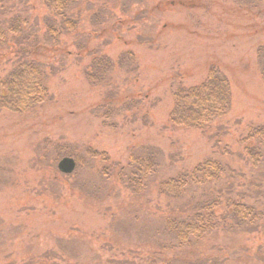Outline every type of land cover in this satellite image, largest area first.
Masks as SVG:
<instances>
[{"label":"rangeland","instance_id":"obj_1","mask_svg":"<svg viewBox=\"0 0 264 264\" xmlns=\"http://www.w3.org/2000/svg\"><path fill=\"white\" fill-rule=\"evenodd\" d=\"M72 11L69 32L41 0L0 4L5 28L26 19L0 46V76L34 58L50 93L0 111V264H264V142L248 138L264 126V0H79ZM101 57L110 67L96 72ZM211 67L229 81L228 111L205 130L172 126L173 91ZM145 153L156 169L132 193L129 157ZM205 159L223 164L217 183L180 199L158 192ZM227 192L263 213L256 230L171 246L162 216Z\"/></svg>","mask_w":264,"mask_h":264},{"label":"trees","instance_id":"obj_2","mask_svg":"<svg viewBox=\"0 0 264 264\" xmlns=\"http://www.w3.org/2000/svg\"><path fill=\"white\" fill-rule=\"evenodd\" d=\"M78 1L41 0L60 18L63 23L61 26L69 32L75 29L72 8ZM25 20L17 18L6 28L0 22V46L7 42L8 34L15 33L22 24H26ZM50 30L54 32L53 28ZM258 61L260 76L264 82V47L258 49ZM93 67L96 72L105 71L110 67V61L107 57L96 58ZM94 74L89 73L88 79L92 81ZM47 78L43 65L36 59L25 58L18 61L8 73L0 76V111L22 113L48 101L50 93ZM230 101L229 81L217 68L211 67L200 83L188 87L178 86L173 91L168 121L175 127L205 130L216 118L226 114ZM248 138H255L259 143L264 142V126L251 127ZM155 160L149 153L142 157H129L133 170L131 169L129 175L128 189L132 193L145 189L146 179L155 172ZM254 161L257 162V159ZM224 172V166L219 161L205 159L190 171L162 180L157 185L158 192L171 199H180L191 194L193 189L217 183ZM121 177L122 175L120 179ZM228 192L219 193L216 198L211 196L204 200L188 201L176 212L170 211L162 216L164 231L173 239L171 246L179 249L190 247L220 227L231 233L256 230L263 213L246 201L245 194L230 196ZM42 263L48 264L49 260L43 257Z\"/></svg>","mask_w":264,"mask_h":264},{"label":"water","instance_id":"obj_3","mask_svg":"<svg viewBox=\"0 0 264 264\" xmlns=\"http://www.w3.org/2000/svg\"><path fill=\"white\" fill-rule=\"evenodd\" d=\"M74 167L75 163L71 158H63L58 164V168L65 173L72 172Z\"/></svg>","mask_w":264,"mask_h":264}]
</instances>
